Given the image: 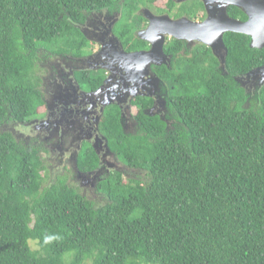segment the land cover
Masks as SVG:
<instances>
[{
  "label": "trees",
  "instance_id": "1",
  "mask_svg": "<svg viewBox=\"0 0 264 264\" xmlns=\"http://www.w3.org/2000/svg\"><path fill=\"white\" fill-rule=\"evenodd\" d=\"M138 1L125 0L122 30L133 29ZM108 3L0 0V264H264V87L247 108L233 80L264 66V48H251L249 36L225 35L228 77L210 48L182 61L176 41L173 69L156 70L171 88L180 128L167 133L159 117L147 116L146 98L132 103L137 135L125 133L118 106L106 109L101 130L110 149L147 180L111 174L98 187L104 205L67 180L44 187V147L5 130L42 116V50L84 54L89 42L74 24ZM229 13L247 19L237 7ZM78 79L94 89L103 81ZM98 164L84 148L78 169Z\"/></svg>",
  "mask_w": 264,
  "mask_h": 264
},
{
  "label": "flooded vegetation",
  "instance_id": "2",
  "mask_svg": "<svg viewBox=\"0 0 264 264\" xmlns=\"http://www.w3.org/2000/svg\"><path fill=\"white\" fill-rule=\"evenodd\" d=\"M124 2L125 0H110L106 7L84 13V21L74 24L89 42L84 54H52L58 64L51 68V81L49 83H47L46 78L41 77L45 102L42 116L22 123L14 130L16 137L18 138L16 134L18 132L27 144L32 143L33 145L44 147L46 150L44 154L47 160V169L49 154L51 155V163L57 161V159L59 160V163L51 169L65 171L63 167L64 160L67 159L70 162L75 160V163L78 162L79 156L86 147H90L96 152L99 164L96 169L87 172L80 171L77 168L79 177L81 175V177L88 179L104 174L109 177L115 172L122 174L123 172L118 170L120 164L125 168H129L120 162L116 154L110 149L109 139L101 130L103 117L109 107H104L103 104L108 99L105 96L92 94L101 89V87L108 86L107 81L112 76V71L109 68H117L123 62L119 53L121 51L119 44L129 54L136 52L145 53L152 50V43L145 40L148 37L149 33L147 32L151 26V21L147 17L149 12L155 17H168L173 21L189 20L194 23H204L209 16L208 7L209 9L218 8V3L214 0H140L137 2V21H132L133 29L131 31L130 29L122 30L121 22L123 20ZM231 7L234 6H230L227 9L229 16ZM230 17L240 21L248 20L247 16V19ZM125 31L128 33L125 34ZM176 41L181 43L179 54L182 56V61L192 57L196 51L202 50L203 46H206L196 40L189 42L166 36L165 49L168 45H172L174 50L169 49L166 52L164 49L166 56L163 61L165 63L162 66L153 65V74H157V68L173 69L180 57L174 53L177 46ZM158 61L162 62V59ZM81 74H86L89 79L92 78L91 81H95L98 78H103V81L94 89L80 83L78 75ZM125 75L127 74L123 73L113 76L116 81L112 83V95H116V92L119 94L124 88L125 85L120 80ZM127 76L129 77V75ZM235 78H233L234 81L236 80ZM244 83L247 94L251 81ZM130 87L132 89L135 88L140 95L133 99H127L126 104L121 101L112 104L120 108L121 119L122 116H124V119L127 116L126 121L129 120L130 125L123 123L125 133L130 135L141 133V124L137 119L139 110L132 105L137 98H146L151 101V106L145 108L144 113L148 112L153 114V117H159L166 124L167 133L181 127L182 123L176 117L172 107L171 88L167 86L165 81L161 79L157 83L152 80L150 75L139 76L135 84ZM248 104L249 101H246L245 105ZM74 124H78L75 133L71 130V126ZM23 130H27L29 133ZM109 154L115 158V160L113 159L114 161H108L110 157L106 156ZM130 169L132 170V168ZM101 179L103 180V176ZM82 195L85 196V194Z\"/></svg>",
  "mask_w": 264,
  "mask_h": 264
},
{
  "label": "water",
  "instance_id": "3",
  "mask_svg": "<svg viewBox=\"0 0 264 264\" xmlns=\"http://www.w3.org/2000/svg\"><path fill=\"white\" fill-rule=\"evenodd\" d=\"M214 1H217L218 8L209 9L208 7L209 16L204 23H194L189 20L173 21L168 17H155L149 12L148 14L150 16L147 14V17L151 21V26L148 29L147 33L149 34L145 40L152 43V50L145 53L136 52L129 54L126 53L122 45L119 44L121 49L119 53L121 54V60H123V62L117 68H109L112 71V76L107 81L108 86H103L101 89L92 94H95L96 96H105L108 99V101L103 104L104 107H108L115 104V102L120 101L119 98L121 95L117 98L115 95L111 94V91L113 88L112 83L116 81L113 76L123 73L129 75V77L127 75L123 76L120 80L122 84L128 85L126 100L129 98L133 99L140 95L137 93L138 91L135 88L132 89V87H130L135 84L139 76L145 77L150 75L152 76V80H154V82L159 83L161 79L157 74L152 73V66H162L165 63L163 60L166 56L164 51L166 36L189 42L196 40L208 46L212 50L215 57L219 60V70L225 77L228 76V72L226 70L228 49L224 40L227 33L247 35L251 38V48L260 50L264 48V0ZM230 6L241 9L248 17V20L240 21L232 19L228 15L227 10ZM159 59H162V62H159ZM235 79L245 90L246 85L243 81L246 80L255 82L258 80L257 85L260 86L261 90L264 87V66L249 72L246 76L240 78L236 77ZM145 114L150 117L154 116L148 112H145ZM121 122L122 125H124V116H122Z\"/></svg>",
  "mask_w": 264,
  "mask_h": 264
},
{
  "label": "rangeland",
  "instance_id": "4",
  "mask_svg": "<svg viewBox=\"0 0 264 264\" xmlns=\"http://www.w3.org/2000/svg\"><path fill=\"white\" fill-rule=\"evenodd\" d=\"M97 43H99L97 41ZM104 52V51H102ZM42 54H43V60L40 63V67H39V74L42 78H46L47 79V83H49L51 81V68L55 67L58 62L55 60V56H53L52 54H50L49 52H47L46 50H42ZM90 58V57H89ZM257 81L255 82L252 81L251 82V86L249 88L248 91V100L249 104L246 105L247 108H251L252 106L255 107V105L253 103H251L252 101H254L256 99L257 94L260 91V86L257 85ZM247 82V81H244ZM235 83H237L239 86H241V84L235 80ZM248 85V84H247ZM48 87V84H47ZM242 87V86H241ZM125 89H123L119 94H117L118 92H116L115 97L119 98V96L121 95V97L119 98L121 102H124V104H126V93L128 90V85L124 86ZM42 112V111H41ZM127 116H125L124 119V124L127 123V125L129 123V120H127ZM126 121V122H125ZM6 129L5 130H10L12 132H14L15 128L17 127V125L15 126V124H7L4 126ZM78 128V124H74L73 126H71V130L74 131V133L76 132V129ZM27 133H29L27 130H23ZM17 136L19 139L24 140L18 132H16ZM49 156V161H48V172L45 175V182H44V187H47L49 184L55 183L56 180H67V182L70 185H73L75 188H77L82 194H85V197L91 201H93L95 204L97 205H104L107 203V198L103 193H99L98 191V184L102 181H104L107 178V175H98L97 177H92V178H83L79 177V172L75 163V160H73V162L68 161L67 159L64 160L63 162V167L65 168V171H61V170H55V169H51L53 166L57 165L59 163V160L57 159V161L55 162H50V154ZM106 157H110L108 159V161H114L115 158H113L111 156V154H109ZM114 159V160H113ZM121 162V161H120ZM51 169V170H50ZM118 170H121L123 173V177L125 181L128 180H147V176L145 173H143L140 170H134V169H130V168H125L123 165H119ZM103 176V180L100 178ZM59 178V179H58ZM87 182V183H86ZM31 247L33 250H37L38 249V245L35 242H31ZM71 258H69L68 261H70ZM84 264H93V260H87Z\"/></svg>",
  "mask_w": 264,
  "mask_h": 264
}]
</instances>
